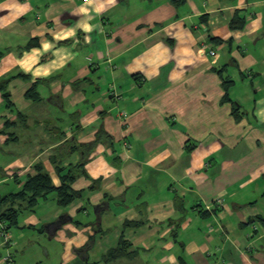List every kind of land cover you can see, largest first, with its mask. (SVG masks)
<instances>
[{
    "label": "crops",
    "instance_id": "0c3cea01",
    "mask_svg": "<svg viewBox=\"0 0 264 264\" xmlns=\"http://www.w3.org/2000/svg\"><path fill=\"white\" fill-rule=\"evenodd\" d=\"M0 51V200L84 153L101 180L1 223L0 264H264V0H0Z\"/></svg>",
    "mask_w": 264,
    "mask_h": 264
},
{
    "label": "trees",
    "instance_id": "16d2710c",
    "mask_svg": "<svg viewBox=\"0 0 264 264\" xmlns=\"http://www.w3.org/2000/svg\"><path fill=\"white\" fill-rule=\"evenodd\" d=\"M176 3H180V1H175ZM246 17L240 14V11L236 13L234 18L231 20V28L238 29L243 28L246 24ZM210 40L214 42H220L222 39L210 36ZM39 45V39L35 38L30 40V42L26 45L24 49H31ZM3 56V52L0 51V59ZM24 74L19 73L16 75H7L0 79V91H3V95L5 97L6 104L9 108H14L15 104L11 100V93L8 89L9 83L14 78H17ZM81 81H78L76 85H78ZM223 84L226 90V98H229V89L233 84L232 80L224 79ZM27 97L32 99L33 101H40L42 99L39 90L37 89V84L28 90L26 93ZM236 118L239 119L242 116L241 110L238 107H235L233 110ZM21 114V112H19ZM99 141H103L106 143H113L112 136L105 130L101 129L96 134V140L92 143H79L77 145V149L87 148L92 149L94 145H97ZM74 149V147H73ZM190 150V147L188 151ZM87 154H83V158L77 164H70L68 166H64L61 162H54V166L57 174L60 177L61 183L60 185H56L53 182V179L50 173L45 169L42 163H37L34 166L35 174L28 175L27 179L22 184L21 189L18 192L10 193L6 195L4 198L0 200V221L5 224L4 229L9 230L14 226L19 224V214L22 210L34 211L36 207L39 205L40 201L43 198H47L51 193H55L57 197V203L61 206H67L72 204L75 200L79 198H83L87 191H95L100 189L101 185L100 179H93L90 177L85 169V165L87 163ZM116 160L119 161V158L116 157ZM85 176L92 180V184L88 189L84 190H76L73 187L74 182L78 177ZM20 202L18 207H16V202ZM11 203V206L5 207L4 204ZM207 211L205 210L204 214L207 215ZM261 218L262 217H257ZM264 219V218H263ZM254 220V219H253ZM252 220V221H253ZM126 226H137L139 225L136 221H126ZM132 247V243L128 241H121L119 246L108 251L104 256L105 261H110L120 255L124 254V250L130 249ZM130 254V253H127Z\"/></svg>",
    "mask_w": 264,
    "mask_h": 264
},
{
    "label": "built area",
    "instance_id": "2783aa9c",
    "mask_svg": "<svg viewBox=\"0 0 264 264\" xmlns=\"http://www.w3.org/2000/svg\"><path fill=\"white\" fill-rule=\"evenodd\" d=\"M83 1H84V2H87V3H88V2H91V0H83ZM210 53H211V55H213V56H215V54H216L215 51H211ZM218 202L221 203V201H218ZM1 223H2V222L0 221V224H1ZM3 228H4V226H3ZM0 234H3V232L0 231Z\"/></svg>",
    "mask_w": 264,
    "mask_h": 264
},
{
    "label": "rangeland",
    "instance_id": "374dc122",
    "mask_svg": "<svg viewBox=\"0 0 264 264\" xmlns=\"http://www.w3.org/2000/svg\"><path fill=\"white\" fill-rule=\"evenodd\" d=\"M55 195H56L55 193H51L50 197H55Z\"/></svg>",
    "mask_w": 264,
    "mask_h": 264
}]
</instances>
